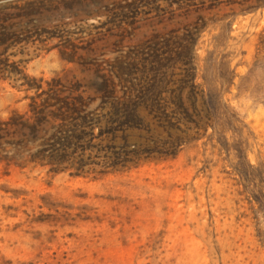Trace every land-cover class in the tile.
<instances>
[{"label":"rangeland","instance_id":"rangeland-1","mask_svg":"<svg viewBox=\"0 0 264 264\" xmlns=\"http://www.w3.org/2000/svg\"><path fill=\"white\" fill-rule=\"evenodd\" d=\"M172 1L0 0L30 14L15 20L35 38L55 36L46 48L58 47L26 64L31 78L81 85L95 107L105 79L120 92L159 79L175 101L193 74L218 105L214 127L180 133L175 149L165 134L134 132L140 160L107 174L0 163V264H264V3L244 15L223 5L201 21ZM184 35L197 40L191 55L174 47ZM18 84L1 86L0 117L27 110L34 92Z\"/></svg>","mask_w":264,"mask_h":264},{"label":"trees","instance_id":"trees-1","mask_svg":"<svg viewBox=\"0 0 264 264\" xmlns=\"http://www.w3.org/2000/svg\"><path fill=\"white\" fill-rule=\"evenodd\" d=\"M174 3L177 9H184L186 18L195 12L203 21V12L211 13L223 5L229 7L233 15H244L258 10L264 0H173L169 5ZM9 10L10 7L0 9V88L7 82L14 86L19 83V88L25 87L34 94L26 97L29 99L26 111L15 110L7 117H0V163L8 168H48L54 175H103L140 160L143 143L136 141L131 148L129 140L134 132L139 139L143 129L148 134L157 133L158 138L165 134V144L175 149L185 141L180 133L189 138L190 131H206L213 125L217 102L210 93L199 90L193 82V74L188 75L191 81L188 91L181 86L175 101L164 97L166 90L159 79L144 89L127 87L122 92L114 80L105 79L102 87L95 90V94L105 98L95 107L92 105L96 97H85L87 91L82 90L81 85L29 77L26 64L39 56L36 52L50 51L58 45L47 49L48 41L55 36L44 29L42 33L48 35L41 38L40 33L35 38L15 20L30 14ZM195 39L184 35L177 39L176 46L167 39L164 47L172 51L174 46L178 54L191 55L196 48ZM63 47L61 54L68 61H74L77 52L66 54L67 48ZM180 110L190 118V126L177 117ZM145 123L146 128H142ZM180 124L185 125L186 130Z\"/></svg>","mask_w":264,"mask_h":264}]
</instances>
